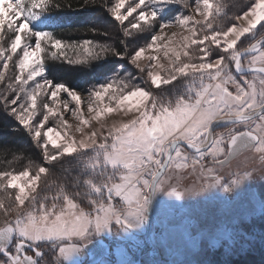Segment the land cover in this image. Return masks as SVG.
Masks as SVG:
<instances>
[{
  "label": "snow or ice",
  "instance_id": "obj_1",
  "mask_svg": "<svg viewBox=\"0 0 264 264\" xmlns=\"http://www.w3.org/2000/svg\"><path fill=\"white\" fill-rule=\"evenodd\" d=\"M90 6L119 26L122 46L65 38L71 25L54 13L72 8L66 0H0V117L39 150L22 168L14 155L0 169V264H137L133 250L157 243L163 206L201 195L235 206L230 218L183 233L199 257L189 264H215L201 258L205 241L228 251L243 219L264 220V191L252 190L264 183V0L232 15L222 0H83L79 8ZM141 34L149 39L129 50ZM48 57L96 73L84 98L49 78ZM66 111L79 120L74 130ZM120 112L134 115L103 122ZM92 121L99 127L85 131ZM245 152L258 154L259 168L238 162L224 171ZM68 157L75 168H64ZM185 172L197 176L191 187L180 183Z\"/></svg>",
  "mask_w": 264,
  "mask_h": 264
},
{
  "label": "rangeland",
  "instance_id": "obj_2",
  "mask_svg": "<svg viewBox=\"0 0 264 264\" xmlns=\"http://www.w3.org/2000/svg\"><path fill=\"white\" fill-rule=\"evenodd\" d=\"M112 2L113 0H108V5L110 6ZM99 23L100 24H96V25L101 26L104 29V30L102 29L101 32L106 33L103 35L104 37L102 35H101L102 37L99 36L98 38L99 41L109 42V43L111 42V39L112 41H114L116 39V36L114 35L115 32L114 29H116L114 26L116 24L114 23L108 24L104 20H100ZM172 31H176L179 33L182 30L177 27V28H173ZM257 34H259V30L257 31ZM170 35L171 32H169V36ZM147 37H148L147 34H141L137 39H132V40L137 43V42H142V38H144V41L146 42V40L149 39V37L148 38ZM251 41L252 39L250 36H246L245 38H242V43L245 46H247V44H249V42ZM135 46L136 44H133L129 47H135ZM161 62L167 63V61L163 58L162 53H161ZM143 63L146 64L148 63V61L144 60ZM128 70L134 71L132 67H129ZM138 82L139 81H134V83H138ZM0 86H3V84H0ZM167 87L168 86H166V88ZM77 91H81V90L77 89ZM81 96L82 98H84L86 94L83 91H81ZM65 98L66 97L63 94H61V99H65ZM82 107L86 117L93 115L88 113L86 105H83ZM133 115L134 113H128V115H125L123 112L113 113L109 116L103 117L102 120L106 124L111 125L113 121L127 120L131 118ZM65 119H67L69 123L72 125L73 130L79 124V120L76 117L72 116L70 112L67 111L65 112ZM49 123L51 124L52 121L50 120ZM98 127H99V123L96 121H92L91 128L86 127L85 131H91ZM226 127L228 126L218 128L217 131H225ZM75 135L79 139L80 134L77 132L75 133ZM238 162L240 163L241 168L260 167L258 154H254L252 152H245L242 156L237 158V160L232 161L230 165L225 166L224 171H228L230 168L235 169ZM73 165L71 166L72 169L75 168V165L74 166ZM6 166H7V161H5V159H0V169H3ZM182 176L183 178L180 181V183L184 186L191 187L197 181V176L189 175L187 172L182 173ZM252 190L257 193L264 191V183H260V182L255 183L253 185ZM166 199L173 200L175 198H166ZM234 207L235 206L229 208L226 202L223 200L203 199L202 195L190 196L185 198V200L182 202V206L180 204L164 205L159 217V224H158L159 229L153 230V233L156 236L157 243L150 242L148 248L142 255V264H189V262L195 261L199 257L196 256L190 240L186 239L183 235L185 228L186 227L191 228L194 226L198 230H204L213 222L219 221L221 219L230 218V216L233 214ZM254 217L256 216H249L241 221L239 225V229L243 233V235L237 238L233 246L239 244V246H241L243 249H245L247 246L248 247L251 246V244L253 243L252 240L254 239H249L252 237L250 236L248 227L250 226L249 225L250 219ZM2 219L3 216L2 213H0V220ZM258 229L255 231H258ZM254 237H257V234H254ZM141 239L145 241L144 237H141ZM224 248L225 247H217L215 249H212L208 246L207 241H205L203 245V252L201 253V258L208 259L213 251L217 249L225 250ZM134 251L135 249L133 250V253ZM115 254L118 257L117 259L123 258L118 248L116 249ZM131 258H133V255Z\"/></svg>",
  "mask_w": 264,
  "mask_h": 264
},
{
  "label": "trees",
  "instance_id": "obj_3",
  "mask_svg": "<svg viewBox=\"0 0 264 264\" xmlns=\"http://www.w3.org/2000/svg\"><path fill=\"white\" fill-rule=\"evenodd\" d=\"M105 2L108 5V0H105ZM189 2H191V0H189ZM222 2L226 5L229 15L237 14V11L242 8L246 9L249 4V0H222ZM66 3L71 4L72 8L69 9L65 7L54 13L59 18L68 21L71 25V28L68 31L62 33L65 38L94 39L99 41L98 38L101 36L100 34H93L89 31H85V29L97 27L102 30L103 28L101 26L96 25L100 24V20H104L108 24L113 23L108 13L101 10L98 6L85 7L83 10H80L79 6L83 3V0H66ZM114 27L116 28L114 29L116 39L114 41L111 39L110 43L122 46L120 44V42L124 40L122 30L118 25H115ZM138 43L143 45V43H145L144 38H142V42L137 43L129 38L128 47L133 44L137 45ZM132 48L133 47H129L130 50ZM112 59L115 62V59ZM119 63L124 62L120 61ZM45 64L49 69L47 75L50 79L65 82L69 84L70 87H76L81 90L95 82L96 73L88 71L82 66H70L61 61H55L50 57L45 59ZM8 74L11 75L10 72ZM3 87L4 85L0 86V89ZM171 87L172 86H168L165 90L167 91V89H170ZM11 129L12 125L0 117V159H5V161L8 162L13 160L14 155L22 157L13 161V166L19 169L27 163V158L29 156L36 160L39 150L32 146L29 137L23 131H12ZM72 162L76 167V162L71 157L66 158L65 161L63 160L62 164L63 166L65 165L66 169H72ZM249 225L248 231L252 237L249 239H254L252 240L253 243L250 247L247 246L243 249L237 244L229 251L217 249L211 253L208 260L214 261L215 264H223L224 261H228L229 264H264V220L260 219L259 216H256L250 219ZM257 229L258 231H255ZM254 234H257V237H254Z\"/></svg>",
  "mask_w": 264,
  "mask_h": 264
},
{
  "label": "water",
  "instance_id": "obj_4",
  "mask_svg": "<svg viewBox=\"0 0 264 264\" xmlns=\"http://www.w3.org/2000/svg\"><path fill=\"white\" fill-rule=\"evenodd\" d=\"M145 241H148V237L145 236ZM150 242L146 243L142 249H137L135 254H134V260L137 261V264H142V255L148 248Z\"/></svg>",
  "mask_w": 264,
  "mask_h": 264
},
{
  "label": "flooded vegetation",
  "instance_id": "obj_5",
  "mask_svg": "<svg viewBox=\"0 0 264 264\" xmlns=\"http://www.w3.org/2000/svg\"><path fill=\"white\" fill-rule=\"evenodd\" d=\"M260 38V33L259 34H257V39H259ZM252 42H254L253 40L251 41V42H249V43H252ZM137 250V249H136ZM136 250L134 251V253H133V258H134V254H135V252H136ZM151 253V252H150ZM118 257H117V255L115 254V256H114V259H117ZM132 258V259H133ZM48 259H53L51 256L50 257H48Z\"/></svg>",
  "mask_w": 264,
  "mask_h": 264
},
{
  "label": "bare ground",
  "instance_id": "obj_6",
  "mask_svg": "<svg viewBox=\"0 0 264 264\" xmlns=\"http://www.w3.org/2000/svg\"><path fill=\"white\" fill-rule=\"evenodd\" d=\"M144 239H145V236H144ZM144 254V253H143Z\"/></svg>",
  "mask_w": 264,
  "mask_h": 264
}]
</instances>
